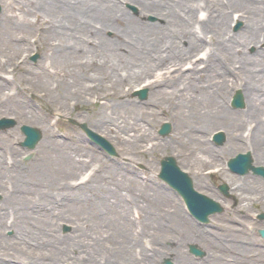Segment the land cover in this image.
Returning a JSON list of instances; mask_svg holds the SVG:
<instances>
[{
    "label": "rangeland",
    "instance_id": "rangeland-1",
    "mask_svg": "<svg viewBox=\"0 0 264 264\" xmlns=\"http://www.w3.org/2000/svg\"><path fill=\"white\" fill-rule=\"evenodd\" d=\"M5 1L1 0L0 19ZM226 1L227 4L230 2ZM118 4L126 11V17L133 19L132 26L136 25L138 30L139 25L146 30L139 33L138 30L136 40L131 34L119 39L123 46L118 50L126 54L128 48L134 47L129 40L138 41L139 36L152 31L143 25L163 22V18L146 10L142 12V6L137 1L118 0ZM227 4L229 29L237 33L243 28V7ZM34 5L28 6L36 10ZM201 9L204 14L207 12L204 6ZM165 11L163 14L168 18L171 9L167 7ZM118 24L123 26L124 20L120 19ZM259 26L264 31V19L259 20ZM21 29L14 26L11 32L26 31L28 37H32L31 44L18 47L22 42L10 39L11 43L18 47V56L24 60L28 71L38 70V65L47 61V45L41 44L40 40L33 42L36 37L29 28ZM104 33L113 40L117 36L112 29ZM177 34L179 43L186 45L183 35ZM206 34L208 44L203 43L204 49L210 45L213 31L208 29ZM52 38L63 40L62 36ZM1 42L0 47L3 45ZM87 44L93 45L92 42ZM263 46L264 42L249 44L245 53L255 56L257 47ZM204 49L199 53L205 52ZM1 54L0 50V57ZM170 60L157 61L136 80L128 73L136 69V64L140 65L141 61L135 60L133 65L132 62L112 65L108 73L113 75L118 69L122 74L119 88L124 96L112 99L114 113L109 117L95 113L104 99L96 101L90 94L92 91L87 93L93 83L92 77L81 78L82 84L72 87V90L68 89L70 87L63 89L62 84V90L59 88L58 93L53 94L54 101H50L49 94L42 86L34 84L30 73H23L18 67L13 73L6 72L12 77L16 75L19 82L22 73L27 75L28 79L22 85L28 90L20 95L24 97L22 103L14 107L12 102L0 106V117L14 116L17 121L14 127L0 130V259L3 260L0 264H33L29 259L30 253L50 255L47 250L50 244L47 242L44 247L32 242H18L21 236L16 223L30 227L39 240L48 237L59 245L63 244L65 256L60 259V264H98L103 260L106 263L108 256L112 258L110 264H163L164 258L170 256L174 257L173 264H264V237L259 233V229L264 227V220L259 219L257 214L264 211V177L252 171L240 174L227 167L229 158L247 150L252 151L255 164L264 165V155H257L259 147L264 148V133L252 134L257 117L264 120V109L257 110L256 117H249L245 105L233 107L231 103L235 90L243 88L248 77L251 78V70L249 67L242 68L241 62L235 59H228L235 72L225 71L221 76L216 74L221 85L218 89L214 87L216 91L212 93V98L208 96L209 92L202 91L201 99H187L189 93L200 92L188 86L186 81H178L182 92L177 91L176 97H179L177 101L182 108L193 112L205 108L213 110L193 121L191 131L185 136L187 142L183 143L178 136L175 118L171 116V112L175 111V102L172 97L161 95L160 87L168 84L156 87L160 89L156 94L152 92L153 87L147 84V96L144 98L136 92L145 79L154 80L169 74L165 71L174 68L167 67L173 63ZM248 60L246 56L243 64L251 66ZM188 61L184 66L190 64ZM172 74H175V69ZM60 91L62 93L59 94ZM151 97L154 100L147 102ZM70 116L86 121L96 132L106 136L116 153H109L91 140L80 126L68 120ZM130 116L138 117V122L126 123ZM167 122L170 123L169 132L164 134L161 129ZM23 123L38 126L43 131L42 139L33 150L20 145L24 138L20 129ZM108 125H111V131ZM116 129H119L120 136H114ZM220 129L224 130L225 140L217 144L212 135ZM45 141L54 144L47 147ZM253 144L258 146L253 147ZM194 146L198 147L196 151L201 149L199 147L209 150L208 157L212 159H207L208 162L196 161L193 157L196 153L193 156L191 153ZM27 154H30L29 159L25 158ZM166 155H173L177 164L190 174L195 188L218 200L223 210L211 214L205 223L195 220L188 213L181 196L159 176L161 160ZM100 178L106 179L107 185L97 186ZM224 181L228 182L231 195L220 191L219 184ZM165 193L172 199L168 202L170 207H160L151 200L152 196ZM117 227L125 236L117 233ZM122 237H126L124 246L119 243ZM190 242L198 243L208 252L207 255L191 253L188 248Z\"/></svg>",
    "mask_w": 264,
    "mask_h": 264
},
{
    "label": "bare ground",
    "instance_id": "bare-ground-1",
    "mask_svg": "<svg viewBox=\"0 0 264 264\" xmlns=\"http://www.w3.org/2000/svg\"><path fill=\"white\" fill-rule=\"evenodd\" d=\"M35 1L6 0L4 2L5 10L0 19V40L3 42V47H0L2 51L0 57V106H7L5 103L12 102V106L14 107L15 104L22 103L24 97H20V95L26 94L28 90L26 86L22 85L23 81L26 83L27 78V75L23 73L33 75L34 84L43 87L45 93L49 94L48 99L50 101H54L55 95L53 96V94L59 88L61 89L60 86L62 84L63 89L70 87L68 89L72 90V87L77 88V86L82 84L81 78L92 77L93 83L92 86L90 85V91L87 93L92 91L90 94L96 101L104 99L95 110V113L101 117H109L110 114L114 113V106L111 103L112 99L124 96V93H120L119 88V86L121 87L120 75L122 74L118 72V69L113 75H109L110 73H108L112 65L116 64L119 66L121 62L127 64L132 62L131 65H133V61H141L140 65L136 64V69H133L131 73L127 72L136 80L144 72L147 73L148 69L153 67L157 61L163 62L171 59L170 61L173 60V63L167 67L172 68L174 66V68L165 71L170 72L169 74L154 80L145 79L142 86L138 88H145L149 84L151 88L153 87V94H156L160 90L156 87L161 84H168L166 87H160L162 90L161 95L168 98L172 97V100L175 102V111L171 112V116L175 118L179 138L185 143L188 139L185 140V136L191 131L190 128H192L193 121H198L208 115L209 111L211 113L213 110L205 108L203 109L204 111L198 110L193 112L182 108L177 101L179 97H176L177 91L182 92L178 81L180 83L181 81H186L188 86H192L195 91L200 92V94L189 93V96L187 95L186 98L189 97L192 100L201 99L203 96L202 91H205L206 94L209 92L210 95L208 96L212 98V93L214 94L216 91L215 88L218 89L219 85H221L216 74L220 75L225 71L233 72L234 74V66L228 62V59H235V61L241 62L242 68L249 67L252 74L251 78L248 77V79L245 76L247 82L243 88H239L240 90L242 89L246 113L249 117H256V111L260 110V108L264 109V46L257 47V54L255 56L245 53L249 44L255 43L259 45V43L264 42V31L259 26V20L264 19V0H229L228 4L226 0H133L142 6V12L146 10L147 12L154 13L159 18H163V22L158 21L143 25L144 28L151 29L152 31L149 34L139 36L140 39L138 41L129 40V42L132 41L134 47L128 48L126 54L118 50L123 46L120 44L119 39L122 40L131 34L133 39L136 40L138 38L137 31L139 30V33L146 30L139 25L138 30L136 29V25L132 26L131 21L133 19L126 17V11L119 7L118 0ZM251 1L255 4H252ZM31 4H36L34 6L37 9L34 10L28 6ZM226 4H237L243 7L244 12L242 11V14L245 17L243 28L237 33L231 32L229 29L227 20L229 9L226 10ZM199 6L201 8L204 6L207 12L204 14L203 9ZM167 7L171 9L168 18L167 15L163 14ZM192 17H194V20H192ZM120 19L124 20L123 26L118 24ZM14 26H20L22 29L29 28L31 34L36 37L33 42H39L40 40L41 44L47 45V61L40 63L38 70L28 71L24 60L18 56V47L22 45L28 47L31 44L30 39L32 37L30 36L31 38H29L26 31L12 34L11 29ZM107 29L116 31L117 36L114 40L107 37L104 33ZM208 29L210 32L213 31V34H211V38L209 39L210 45H207L204 49L203 43L208 40V35L206 34ZM177 33L183 35L186 45L181 44V42L179 43L176 38ZM56 35L62 36L63 40L53 39L52 37H57ZM10 39L15 40L17 43L20 41L22 44L19 43L18 47H15ZM89 42H92L93 45H85V43ZM206 44L208 43L206 42ZM202 48L205 52L199 53ZM82 52L84 54L80 55ZM243 53L245 54L243 55ZM245 55L248 57V61L251 62V66L247 63L243 64L242 60H245ZM183 59L184 63H182ZM186 60H189L190 64L184 66ZM204 62L205 65H201ZM17 67L24 71L20 75L19 80L21 82L17 80L16 75L12 77L6 73H13ZM174 69L175 74H172ZM209 69L210 71H208ZM158 74L160 75L161 72ZM199 76H202L203 79ZM60 93L62 92L60 91ZM153 100L151 97L147 102ZM118 102L121 101L118 100ZM125 121L126 123L134 124L138 122V117L130 116ZM255 122L252 134L254 135L256 132L258 134L260 132L264 133L263 117H257ZM107 128L111 131V125H108ZM114 133L115 137L117 135L120 136L119 129H116ZM51 144H54V142H44V145L47 147ZM253 145V147L258 146L257 144ZM192 148L191 153L192 156L193 153H196L193 156L196 161L201 159L204 162H208L206 161L207 159H212L210 158L211 156L208 157L209 150L206 148L202 149L203 147H199L201 148L199 149L200 152L199 150H195L198 147L194 146ZM258 150L259 154L257 155L259 157L260 153L264 155V148L259 147ZM210 151L213 153L212 150ZM98 180L100 181L97 186H103L105 183L107 185L108 183L104 178ZM241 186L239 187L242 188ZM152 199L160 207L165 205L170 207L168 206V202L172 200L167 193L152 196ZM151 200L149 202H152ZM16 226L18 235L21 236L18 242L29 244L32 242L42 247L47 245L45 242L50 244L47 248L50 252L48 257L43 254L36 256L30 253V262H33V264H60V259L65 256L63 244L59 245L54 239L49 240L48 237L39 240L32 229L25 227L23 223H16ZM117 233L124 235V232L119 231V227H117ZM119 239V243L124 246L126 237ZM30 247L28 246V248ZM118 252L117 250L116 254ZM124 258L128 261L126 256ZM111 260L112 258L108 256L105 258L106 263L103 260V263L99 262L98 264H110ZM2 261L0 259V262Z\"/></svg>",
    "mask_w": 264,
    "mask_h": 264
},
{
    "label": "water",
    "instance_id": "water-1",
    "mask_svg": "<svg viewBox=\"0 0 264 264\" xmlns=\"http://www.w3.org/2000/svg\"><path fill=\"white\" fill-rule=\"evenodd\" d=\"M146 92V90L142 91V97L146 96ZM233 103L236 106L243 105L242 93L240 91L237 92ZM14 123V120L3 118L0 120V127H8L13 125ZM82 126L88 131V133L92 136L93 139L99 142L103 141V143L106 142L98 134L92 132L85 123H82ZM169 127L170 124L165 123L163 128L161 129V132L164 134L168 133ZM22 129L27 134L26 140L23 142V144L29 147H34L37 141L41 138L40 130L36 127H32L29 125H23ZM216 141L218 143H222L224 141V134L222 131L216 134ZM104 144L115 153V150L111 145L109 146L108 143ZM161 163L162 169L160 172V176L183 195L191 210V213L194 216H196L201 221H208L210 214L223 210L222 205L218 201L204 193L197 191L194 188L192 178L187 172L183 171L178 166V164L176 163V159L173 156L165 157ZM229 164L231 165L232 169L236 172L246 173L250 169H253L256 173L264 175V166L253 165V158L250 152L239 153L238 155L230 159ZM220 188L224 192L228 191L227 184H222ZM261 217L264 218V213L261 214ZM260 233L264 236V229H260ZM190 250L196 255L205 254V252L199 247H197L196 244H190ZM166 264H172V261H170V259H166Z\"/></svg>",
    "mask_w": 264,
    "mask_h": 264
}]
</instances>
